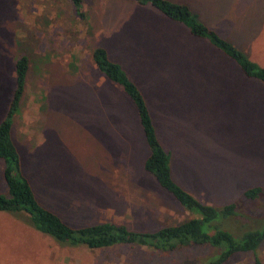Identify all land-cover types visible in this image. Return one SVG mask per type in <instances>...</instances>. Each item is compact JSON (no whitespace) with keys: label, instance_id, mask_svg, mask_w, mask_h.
<instances>
[{"label":"rangeland","instance_id":"rangeland-1","mask_svg":"<svg viewBox=\"0 0 264 264\" xmlns=\"http://www.w3.org/2000/svg\"><path fill=\"white\" fill-rule=\"evenodd\" d=\"M264 68V0H166ZM0 0V121L28 69L11 140L37 203L70 228L101 222L151 233L188 213L143 170L148 147L132 102L91 60L102 48L140 91L172 180L237 218L264 216V84L149 5L134 0ZM207 45V46H205ZM0 160V195H7ZM259 187L254 201L242 197ZM24 212H0V264H195L208 248L171 253L55 242ZM244 219H246L244 217ZM243 219V220H244ZM220 223L240 233L254 222ZM264 264V242L257 254ZM224 264H254L239 253Z\"/></svg>","mask_w":264,"mask_h":264},{"label":"trees","instance_id":"trees-1","mask_svg":"<svg viewBox=\"0 0 264 264\" xmlns=\"http://www.w3.org/2000/svg\"><path fill=\"white\" fill-rule=\"evenodd\" d=\"M66 1L71 3L76 15L80 16V0ZM134 1L140 5H149L171 22L184 26L192 37L205 41L214 50L233 61L246 78L264 84V68L247 60L230 43L200 23L185 5L173 4L166 0ZM90 56L95 69L108 81L119 86L135 107L149 151L143 162V170L152 175L157 185L169 193L181 209L188 213V218L151 233L129 231L124 225L109 221L75 229L64 224L53 212L42 208L35 200L26 179L20 174L18 155L10 133L11 119L18 110L28 69V60L24 56H20L14 63L15 88L6 115L0 121V160L4 162L2 176L7 188V195H0V212L15 215L24 212L28 216L29 224L36 231L55 242L70 246L105 249L128 245L166 254L180 249L200 247L210 249V253L195 264H224L239 253H250L253 263L259 264L257 254L259 246L264 242V216L260 219L252 216L251 220L246 215L237 218L239 212L236 203L213 207L195 199L175 184L170 176L169 155L164 152L156 138L140 91L121 67L108 59L104 49L94 48ZM261 191L259 187L250 188L243 192L242 197L254 201ZM227 219L235 223L243 219L248 224L254 223L252 227L236 234L220 225Z\"/></svg>","mask_w":264,"mask_h":264},{"label":"crops","instance_id":"crops-1","mask_svg":"<svg viewBox=\"0 0 264 264\" xmlns=\"http://www.w3.org/2000/svg\"><path fill=\"white\" fill-rule=\"evenodd\" d=\"M205 46H207V45H205ZM209 46V45H208ZM210 47V46H209ZM210 49H212V50H214L212 47H210ZM216 51V50H215ZM218 52V51H217ZM220 53V52H219ZM11 130H12V126H11Z\"/></svg>","mask_w":264,"mask_h":264}]
</instances>
